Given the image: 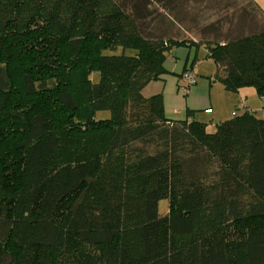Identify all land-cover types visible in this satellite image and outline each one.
<instances>
[{"label":"trees","instance_id":"trees-1","mask_svg":"<svg viewBox=\"0 0 264 264\" xmlns=\"http://www.w3.org/2000/svg\"><path fill=\"white\" fill-rule=\"evenodd\" d=\"M138 1L0 0V264H264V117L241 104L209 131L142 92L194 43L264 97V22L153 36Z\"/></svg>","mask_w":264,"mask_h":264},{"label":"rangeland","instance_id":"rangeland-1","mask_svg":"<svg viewBox=\"0 0 264 264\" xmlns=\"http://www.w3.org/2000/svg\"><path fill=\"white\" fill-rule=\"evenodd\" d=\"M137 2L140 1L137 0ZM145 3H147V6H145L147 8L143 9L140 25L144 34L153 36L163 34L186 37L188 39L212 37L218 34L217 31H219L217 20L226 15L234 17L233 23L230 25L231 27L225 24L221 28L220 33L233 32L239 24V15L243 7H247L252 11V14L257 15V20L259 21L256 23L257 28L263 23L261 16H258L256 9L247 0H146ZM116 50L122 51L123 48L119 46ZM124 51L131 53L133 49L126 47ZM169 52L171 54L175 53L181 60L186 59L187 67L192 70L195 82L189 84L186 87L187 91H185V81L180 76L177 77L178 85L173 81L176 92H172L170 94L171 99L167 101L172 107V112L168 113H172L173 116H179L180 113H183L181 107L185 100H187L188 106L192 107L190 106V101L196 96L206 98L209 96L210 102L207 106L201 109H189L186 113L189 114L188 116L205 121L206 128L209 131L215 129L218 120L228 118L234 113L242 112L244 107L241 104H246L255 115L264 117V98L257 93L255 87L253 85H244L240 88H246V91L238 89L241 94L247 95V99L243 95L238 96L237 91L225 88L215 75L216 64L211 57L206 55V47L204 45L176 44L170 47L167 54ZM93 76L97 79L98 72H93ZM161 82L157 79L150 80L143 86L142 92L146 95L150 94L155 91L156 84L159 87ZM168 88L169 86L166 85L165 89ZM174 108L179 111H173ZM165 112L167 113V111ZM109 114L107 109H101L96 112L97 117H107ZM158 208L160 213H165L168 210V199L160 198L158 200Z\"/></svg>","mask_w":264,"mask_h":264},{"label":"crops","instance_id":"crops-1","mask_svg":"<svg viewBox=\"0 0 264 264\" xmlns=\"http://www.w3.org/2000/svg\"><path fill=\"white\" fill-rule=\"evenodd\" d=\"M251 4L253 5V7L258 12V14H259L258 16H261V18L263 19V22H264V0H252ZM191 45H197V44L193 43ZM185 67H187L186 59L185 60H181L178 55H176L175 53L171 54L169 52L167 54L166 58H165V68H166L167 71L163 75L162 78L157 79V80L162 81L161 84H159V87L156 84V89H154L155 91L151 92V93H155V92L161 91L163 93L164 107H165V111H167V113L166 112L165 113H166V115L168 117H171V118H184V117H187V119H191V116H188V114H186L189 111V109H191V110H193V109H201V108L207 106V104H209V102H210L209 101V96L207 98L203 97V96H196L195 98H193L190 101V106H192V107L188 106L187 100H185V102L182 103L181 110L183 111L184 115H183V113H180L179 116H173L172 113H168L170 111L172 112V107L168 104L167 101L169 99H171V95L170 94L172 92H176V89L174 88V85H173V81H175L176 84L178 85L177 77L180 76L181 72L183 71V69ZM166 85L169 86L168 89H165ZM240 89L246 91V88H240ZM192 91H193V89H192ZM237 92H238L237 93L238 96L239 95L240 96L243 95V94H241L239 92V90H237ZM246 96L243 95V97L245 99H247ZM262 98H264V97H262ZM173 111H176V109L174 108ZM177 111H179V110H177ZM193 118H195V117H193Z\"/></svg>","mask_w":264,"mask_h":264},{"label":"built area","instance_id":"built-area-1","mask_svg":"<svg viewBox=\"0 0 264 264\" xmlns=\"http://www.w3.org/2000/svg\"><path fill=\"white\" fill-rule=\"evenodd\" d=\"M180 77L185 81V91L186 90V87L191 84V83H194L195 82V77H194V74L192 72V70L190 69H186V70H183L180 74ZM243 102V101H242Z\"/></svg>","mask_w":264,"mask_h":264}]
</instances>
